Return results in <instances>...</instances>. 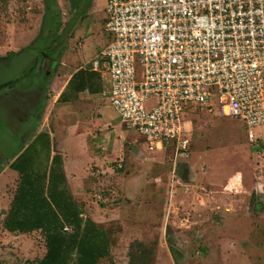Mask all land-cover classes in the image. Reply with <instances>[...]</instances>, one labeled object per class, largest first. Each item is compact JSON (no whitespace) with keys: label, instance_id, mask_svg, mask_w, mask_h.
<instances>
[{"label":"rangeland","instance_id":"obj_1","mask_svg":"<svg viewBox=\"0 0 264 264\" xmlns=\"http://www.w3.org/2000/svg\"><path fill=\"white\" fill-rule=\"evenodd\" d=\"M48 2L0 0L3 92L8 86L29 87L36 78L50 80L81 67L87 72L107 45L108 0H57V7ZM78 11L80 16L68 27ZM67 29L61 53L52 56L56 63L49 62L48 46L56 33L63 35ZM138 72L143 69L138 67ZM100 105L95 122L100 132L84 128L90 134L83 144L88 154H81L80 139L74 138L67 143V163L88 182L86 170L91 172L86 195L78 196V201L87 217L113 235L112 258L102 264H130L135 242L153 251L145 264H264V127L255 130L258 143H250L242 120L192 107L184 115L190 131L186 153L177 155L173 143L151 152L107 99ZM50 106L49 102L47 120L39 123L49 130L56 124L54 113L49 116ZM2 116L0 110V172L20 150L21 126ZM98 144L108 150L98 149L104 161L97 167L90 164ZM63 148L56 140L55 152H64ZM45 163L41 158L39 165L43 168ZM16 174L8 170L0 177V264H32L46 252L40 233L14 235L3 227L2 213L9 210L18 184ZM97 193L101 201L95 198Z\"/></svg>","mask_w":264,"mask_h":264},{"label":"built area","instance_id":"obj_2","mask_svg":"<svg viewBox=\"0 0 264 264\" xmlns=\"http://www.w3.org/2000/svg\"><path fill=\"white\" fill-rule=\"evenodd\" d=\"M106 13L109 41L91 68L106 83L103 97L149 151L173 143L177 155L186 153L184 115L192 107L242 120L248 141L258 143L264 0H108Z\"/></svg>","mask_w":264,"mask_h":264},{"label":"trees","instance_id":"obj_3","mask_svg":"<svg viewBox=\"0 0 264 264\" xmlns=\"http://www.w3.org/2000/svg\"><path fill=\"white\" fill-rule=\"evenodd\" d=\"M48 1L49 7H57V0ZM79 16L78 11L73 24ZM68 27H72L71 23ZM68 31L55 34V41L46 50L49 58L61 53ZM41 158L46 162L43 168L39 165ZM10 168L18 173V184L9 210L2 213L3 227L14 235L40 233L46 252L32 264H102L112 258L113 235L85 217L84 207L68 187L62 157L58 154L52 157L48 134H40ZM66 226L72 232H65ZM152 253L135 242L131 246L130 264H145Z\"/></svg>","mask_w":264,"mask_h":264},{"label":"crops","instance_id":"obj_4","mask_svg":"<svg viewBox=\"0 0 264 264\" xmlns=\"http://www.w3.org/2000/svg\"><path fill=\"white\" fill-rule=\"evenodd\" d=\"M91 63H89L87 66V72L86 69L81 67L71 73L62 76L57 74L50 80L47 78L44 81L47 85V89L45 92L42 112L37 120L32 122L30 126L26 127V129L19 128L20 130L19 133H17V139L20 142V150L17 152V154H15V156H13L10 163L8 164V168H4L3 166V169L0 172V177L4 176L8 170H11L10 165L37 139L40 134L45 133L50 136L52 157L56 154L62 157L63 168L68 187L74 199L79 202L78 196L83 197L86 195L87 183L92 180L90 179L91 172L86 170V176L89 177L90 180L88 182L84 176L80 177L77 174H74L75 171H72V168L70 169L67 160L70 149L68 144L71 142V140H74V138L80 139L78 143L80 150L82 151L81 154H88L86 152L87 149L83 144L85 142L84 138L90 134L89 132H84V128L94 129L93 132L95 134L100 132L99 128L95 126V122L99 119H97V114L99 112L100 106H102L100 105V102L102 99H104L103 93L106 89V83L99 73L92 70ZM49 102L51 103L50 109L48 111L50 113L49 116L53 115L54 113L53 118L54 122L56 123L54 127L52 126L51 130L39 125L40 121L44 119L45 121L47 120V115L45 116V114L46 106L49 104ZM69 113L75 119L66 118L68 117L67 114L69 115ZM56 140L63 144L64 152H55L54 145ZM102 146L103 150H108L105 144H98L96 146V153L93 154V160L91 161L90 165L95 164L97 167L102 166L104 161V159H102L103 152H98V149ZM90 165L87 166L88 169ZM120 167H122V165H118L119 171L122 170ZM116 171H118V169H116ZM14 176H18V173ZM85 217L87 216L85 215Z\"/></svg>","mask_w":264,"mask_h":264},{"label":"flooded vegetation","instance_id":"obj_5","mask_svg":"<svg viewBox=\"0 0 264 264\" xmlns=\"http://www.w3.org/2000/svg\"><path fill=\"white\" fill-rule=\"evenodd\" d=\"M72 24L73 20L71 21ZM46 59L49 62L56 63V60L53 58L46 56ZM45 80L44 78H36L28 91L20 92L19 87L21 86H8V90L5 92L2 89L0 91V110L3 111V120L11 124L15 120H18L21 123L20 128L25 129L37 120L44 104L47 89ZM17 116L19 118L15 119Z\"/></svg>","mask_w":264,"mask_h":264},{"label":"water","instance_id":"obj_6","mask_svg":"<svg viewBox=\"0 0 264 264\" xmlns=\"http://www.w3.org/2000/svg\"><path fill=\"white\" fill-rule=\"evenodd\" d=\"M29 87H31V85ZM29 87H26L25 85L24 86L22 85L21 87H19V90H20V92H22V91H28V90H30Z\"/></svg>","mask_w":264,"mask_h":264}]
</instances>
